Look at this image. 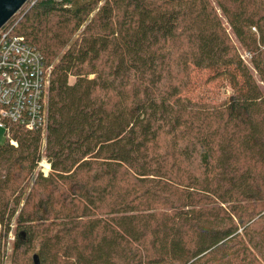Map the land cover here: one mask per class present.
<instances>
[{"label":"trees","instance_id":"obj_1","mask_svg":"<svg viewBox=\"0 0 264 264\" xmlns=\"http://www.w3.org/2000/svg\"><path fill=\"white\" fill-rule=\"evenodd\" d=\"M30 2L47 124L0 144V264L10 233L13 264H264V0Z\"/></svg>","mask_w":264,"mask_h":264},{"label":"built area","instance_id":"obj_2","mask_svg":"<svg viewBox=\"0 0 264 264\" xmlns=\"http://www.w3.org/2000/svg\"><path fill=\"white\" fill-rule=\"evenodd\" d=\"M13 30L9 23L0 29V129L6 142L17 148L12 125L28 132L46 129L52 68L37 48Z\"/></svg>","mask_w":264,"mask_h":264},{"label":"rangeland","instance_id":"obj_3","mask_svg":"<svg viewBox=\"0 0 264 264\" xmlns=\"http://www.w3.org/2000/svg\"><path fill=\"white\" fill-rule=\"evenodd\" d=\"M33 2L30 0L23 6V8L11 19L13 24H18L28 10L32 7ZM254 32H257L256 29H253ZM237 45V44H236ZM239 47V45H238ZM239 52L244 59V62L251 67L250 60L252 54L248 51H244L239 47ZM213 77V73L209 71H196L192 77V85L187 93V97L192 99L193 101H204L213 104H219L222 101L228 99V97L232 94L230 87L227 85L225 80H217V81H208L209 78ZM74 78H71V82H74ZM44 132V131H43ZM6 142L5 132L0 129V144H4ZM38 172L43 173L45 176H48L50 173V164L48 163L46 158L40 162L38 167ZM1 232V227H0ZM13 242L14 236L12 233L9 234L7 239V258L4 264H13Z\"/></svg>","mask_w":264,"mask_h":264},{"label":"water","instance_id":"obj_4","mask_svg":"<svg viewBox=\"0 0 264 264\" xmlns=\"http://www.w3.org/2000/svg\"><path fill=\"white\" fill-rule=\"evenodd\" d=\"M29 0H0V29L23 8Z\"/></svg>","mask_w":264,"mask_h":264}]
</instances>
